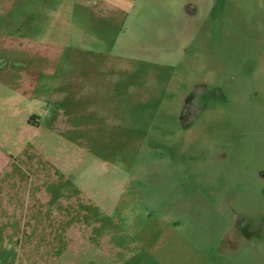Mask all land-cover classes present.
Listing matches in <instances>:
<instances>
[{"label": "rangeland", "instance_id": "obj_1", "mask_svg": "<svg viewBox=\"0 0 264 264\" xmlns=\"http://www.w3.org/2000/svg\"><path fill=\"white\" fill-rule=\"evenodd\" d=\"M203 1L0 0V264H264V0Z\"/></svg>", "mask_w": 264, "mask_h": 264}, {"label": "crops", "instance_id": "obj_2", "mask_svg": "<svg viewBox=\"0 0 264 264\" xmlns=\"http://www.w3.org/2000/svg\"><path fill=\"white\" fill-rule=\"evenodd\" d=\"M186 1H188L189 3L190 2H194V3H203V2H205V1H203V0H186ZM210 10H212V7H210ZM27 160L25 159L24 160V163L23 164H25V162H26ZM17 163V160L16 159H13V158H10L9 156H7V155H2V154H0V177H1V175H3V174H6V175H9V174H11V167L13 168L14 166H15V164ZM28 163H29V161H28ZM22 164V163H21ZM23 167L21 166V167H19L18 168V171H21V169H22ZM15 169V168H14ZM14 169H12V171L14 170ZM19 187V186H18ZM9 192V191H8ZM13 206H15V205H13ZM2 207H4V204H2L1 205V208ZM18 208H21V206H18ZM14 209V208H13ZM24 217V216H23ZM23 219V218H22ZM24 220V219H23Z\"/></svg>", "mask_w": 264, "mask_h": 264}]
</instances>
